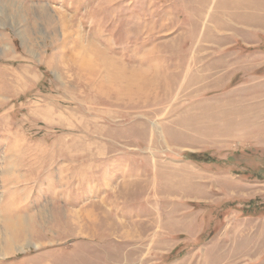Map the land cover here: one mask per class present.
<instances>
[{"label":"rangeland","instance_id":"1","mask_svg":"<svg viewBox=\"0 0 264 264\" xmlns=\"http://www.w3.org/2000/svg\"><path fill=\"white\" fill-rule=\"evenodd\" d=\"M0 264H264V0H0Z\"/></svg>","mask_w":264,"mask_h":264}]
</instances>
